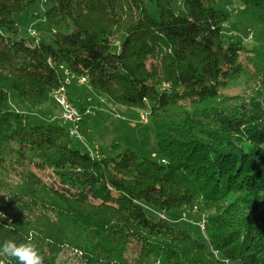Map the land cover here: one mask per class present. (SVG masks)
<instances>
[{
    "label": "trees",
    "instance_id": "1",
    "mask_svg": "<svg viewBox=\"0 0 264 264\" xmlns=\"http://www.w3.org/2000/svg\"><path fill=\"white\" fill-rule=\"evenodd\" d=\"M41 1L0 0V160L24 169L14 187L0 183V245L31 239L44 264L65 246L85 264H128L130 245L141 264H264V71L262 97L229 112L215 104L240 71L239 54L258 61L264 40L224 42L231 13L218 0H130L135 15L128 0H46L55 30L47 43L19 39L13 16ZM236 2L264 29V0ZM60 68L113 104L146 110L160 161L131 150L91 158L67 128L36 125L11 107V93L32 112L52 105ZM79 131L93 145L84 119ZM235 192L244 209L228 205ZM210 203L218 206L200 242L145 216L146 207Z\"/></svg>",
    "mask_w": 264,
    "mask_h": 264
},
{
    "label": "rangeland",
    "instance_id": "2",
    "mask_svg": "<svg viewBox=\"0 0 264 264\" xmlns=\"http://www.w3.org/2000/svg\"><path fill=\"white\" fill-rule=\"evenodd\" d=\"M127 2L128 8L135 15L138 10L137 6L133 5L130 0ZM217 4L231 13V20L223 27L224 42H240L245 47L261 44L264 40V29L256 24L252 16L244 15L245 9L236 0H218ZM179 7L178 5L177 8L179 9ZM50 8L51 5L46 0H42L39 4L31 6L28 14L14 15L13 21L17 27L19 39L28 40L30 38L29 33L33 32L36 35V42L47 43V38L55 31L43 17V14ZM178 9L176 13L181 14ZM119 41L117 40L116 44H113L112 51L117 52ZM257 60L255 61L253 56L247 54L243 49L238 57L240 71L234 75L232 80L225 81V86L219 90L216 105H220L221 108L229 112L242 108L248 101L251 102L263 96V91L258 84L264 71V51L261 52V57ZM224 70H227V67ZM73 82L74 86L68 90V95L78 107L90 109V115L85 117L84 121L95 134L93 145H88L84 141L77 147L78 150L89 156L96 154L97 158L102 155L99 152L113 156L131 150L137 156L154 162L160 161L154 141L155 132L150 123V118L148 117L147 124H140V115L148 116L146 110L128 109L113 104L86 85H79L76 79H73ZM86 99L90 101L86 102ZM9 101L13 109L25 114L36 125L50 123L65 128L68 126L59 119V110L54 111L52 105H49L44 111L32 112L27 110L23 102L14 93L9 94ZM53 114L52 120L50 117ZM93 158L95 157L93 156ZM23 171L22 167L15 165L14 158L5 157V159L0 160V183L14 187L19 180L18 176ZM47 174L46 172L45 175H41L44 177V181L47 179ZM2 194L4 193L2 192ZM226 201L235 211L242 208L239 193L235 192ZM208 206L209 209L181 208L169 212H160L152 207H146L145 216L152 222L164 219L172 228L185 231L193 240L200 242L205 235V218L211 215L218 205L210 203ZM141 256L143 254L135 245H130L125 253L128 264H141ZM54 263L85 264L79 251L69 246L60 250Z\"/></svg>",
    "mask_w": 264,
    "mask_h": 264
},
{
    "label": "clouds",
    "instance_id": "3",
    "mask_svg": "<svg viewBox=\"0 0 264 264\" xmlns=\"http://www.w3.org/2000/svg\"><path fill=\"white\" fill-rule=\"evenodd\" d=\"M2 216L3 213H0V217ZM10 224L11 221L7 225ZM12 260L17 261V264H44V256L31 239L19 244L13 240H5L0 245V264H10Z\"/></svg>",
    "mask_w": 264,
    "mask_h": 264
},
{
    "label": "built area",
    "instance_id": "4",
    "mask_svg": "<svg viewBox=\"0 0 264 264\" xmlns=\"http://www.w3.org/2000/svg\"><path fill=\"white\" fill-rule=\"evenodd\" d=\"M29 36L30 38H34V39L36 38V35L33 32H30ZM60 69L63 72L62 74L65 80L64 91L53 90L49 95L52 105H54L57 109H58V105L69 106V97H68L69 82H73V79H74V77L70 74L68 70L64 68L63 69L60 68ZM76 81L79 85H83V78H77ZM89 101H90L89 99H86V102H89ZM75 110L77 111V114L80 112L90 113V109L88 107H84L81 109H75ZM59 115H60L59 116L60 120L65 122L68 125V127H69V122H73V118H70L68 115H66V113H59ZM147 119H148L147 115L140 116V124H143V125L147 124ZM74 140H75V137H74ZM93 156L97 158L96 154ZM93 156L91 155L90 157L93 158Z\"/></svg>",
    "mask_w": 264,
    "mask_h": 264
},
{
    "label": "bare ground",
    "instance_id": "5",
    "mask_svg": "<svg viewBox=\"0 0 264 264\" xmlns=\"http://www.w3.org/2000/svg\"><path fill=\"white\" fill-rule=\"evenodd\" d=\"M85 84H86V80L83 79V85H85ZM73 86H74V83L69 82V89L72 88ZM64 88H65V80L63 77L61 84L55 90L64 91ZM75 109H81V108L75 107L70 101H69V106L58 105L59 113H66V115H68L70 118H73V122H69V127L67 126V131H68L69 137L72 139H74V137H75V141L79 142L80 144H83L84 140L80 134L79 126H80V123L82 122V120L85 117H87L88 115H90V113L80 112L77 114V111ZM140 116H144V115H140ZM147 123H148V119H147ZM91 155L92 154H90V156Z\"/></svg>",
    "mask_w": 264,
    "mask_h": 264
},
{
    "label": "crops",
    "instance_id": "6",
    "mask_svg": "<svg viewBox=\"0 0 264 264\" xmlns=\"http://www.w3.org/2000/svg\"><path fill=\"white\" fill-rule=\"evenodd\" d=\"M69 94V93H68ZM68 97H69V95H68ZM69 99H70V97H69ZM71 100V99H70ZM75 107H77V108H80V107H78V105H76L75 103H73L72 101H70ZM82 108H84V107H82Z\"/></svg>",
    "mask_w": 264,
    "mask_h": 264
}]
</instances>
